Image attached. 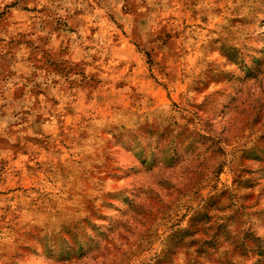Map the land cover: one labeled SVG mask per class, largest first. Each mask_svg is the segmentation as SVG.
<instances>
[{
	"label": "rangeland",
	"instance_id": "rangeland-1",
	"mask_svg": "<svg viewBox=\"0 0 264 264\" xmlns=\"http://www.w3.org/2000/svg\"><path fill=\"white\" fill-rule=\"evenodd\" d=\"M0 264H264V0H0Z\"/></svg>",
	"mask_w": 264,
	"mask_h": 264
}]
</instances>
